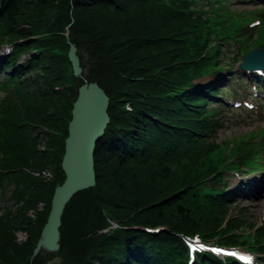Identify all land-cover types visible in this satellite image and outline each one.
<instances>
[{
    "label": "trees",
    "instance_id": "trees-1",
    "mask_svg": "<svg viewBox=\"0 0 264 264\" xmlns=\"http://www.w3.org/2000/svg\"><path fill=\"white\" fill-rule=\"evenodd\" d=\"M0 1V43L15 47L1 66L14 67L7 78L14 95L0 99L3 196L7 184L13 186L11 205L0 208V264H45L51 257L30 259L54 188L64 180L60 164L72 104L78 88L90 82L109 98V122L93 151L94 187L76 193L61 216L56 255L62 262L186 264L175 233L239 245L241 236L230 230L252 223L241 212L230 216L233 197L213 199L214 190L206 185L219 148L209 137L216 111L208 97L217 96L216 89H183L222 60L206 24L234 14L215 2L206 10L197 0ZM193 4H199L197 11H191ZM244 13L236 16L243 19ZM66 29L82 69L78 77L68 59L54 52L68 51L60 35ZM43 34L48 37L28 40ZM31 49L40 52L32 55ZM23 53L27 59L20 64ZM30 73L29 81L23 79ZM233 152L247 156L249 147L235 145ZM107 218L122 229L105 231ZM136 226H164L167 232L147 235L133 230ZM256 235L244 243L264 262V228Z\"/></svg>",
    "mask_w": 264,
    "mask_h": 264
},
{
    "label": "water",
    "instance_id": "water-1",
    "mask_svg": "<svg viewBox=\"0 0 264 264\" xmlns=\"http://www.w3.org/2000/svg\"><path fill=\"white\" fill-rule=\"evenodd\" d=\"M75 76L81 68L76 48L71 45L68 53ZM109 98L96 82L84 83L78 88V95L71 110L67 127L61 170L64 180L54 189L50 210L31 259L37 254L50 255L46 264H64L61 256H54L59 250L61 216L70 199L78 192L94 187L93 151L109 122L107 114Z\"/></svg>",
    "mask_w": 264,
    "mask_h": 264
},
{
    "label": "rangeland",
    "instance_id": "rangeland-1",
    "mask_svg": "<svg viewBox=\"0 0 264 264\" xmlns=\"http://www.w3.org/2000/svg\"><path fill=\"white\" fill-rule=\"evenodd\" d=\"M230 9L236 12H245V11H256L257 9H264V6L258 0H231ZM255 36H256V32L254 31L251 38H255ZM232 45L234 46V43H232ZM227 52L228 53L227 55H224V58L227 63H230L231 59H235L234 54L229 53V51ZM19 59L20 60L26 59V54L21 56ZM235 62L236 60L233 61V64H235ZM226 65L227 64L225 63L223 66V71H222V73H224L223 76L222 73L217 77L209 75L207 77H204V79L202 80L203 84L216 85V87L220 91L219 97H221V99L211 100V105L214 106L217 109V111H219L217 117L220 118L222 115L225 114L223 116L225 127L222 130H219L216 134V137L218 138L219 141L229 140L230 138L233 137L243 136L251 131L264 127V118H260L259 115H257V117L255 116L251 117L250 115L242 114L240 111H236V113H233L232 111L231 113L224 112V104L227 106L226 103L232 100L230 94L225 96L226 94L225 92L231 89H237V91L240 92V90L244 86H246V81L240 80V77L238 75H235L236 71L234 69L236 68V64L231 68L232 71L227 70ZM13 69L14 67L12 68L8 67L5 71L3 72L0 71V85L1 83L4 82V79L7 78V75ZM232 75H234L237 79L236 78L230 79ZM32 77H33V73H30L26 76L24 75L23 79L29 81V79H31ZM220 78H222V81H220ZM4 96H5L4 91L0 89V99L3 98ZM222 98L224 99L222 100ZM220 110H222L223 113H220ZM32 132L37 136L39 140L40 136L38 135L39 134L38 129L33 128ZM259 175L260 174H257L255 176H259ZM44 177L49 178L50 176L49 174H45ZM229 178L230 177H227L226 179L230 182ZM11 188H13V186L7 184V190H6L7 194L5 196H3V193H1L0 191V208H4V206L6 205H11V203H9L7 199V197L11 194ZM41 207H43V205H40V208ZM238 212L243 213L245 218L248 220V222L256 224L257 226H264V222L261 220V217H264V187L254 194L253 200L247 197H242V198L239 197L237 200L233 201L228 211V214L230 216L235 217L239 215ZM18 236L22 240L25 238V236L21 234H19ZM54 256H59V255L54 254Z\"/></svg>",
    "mask_w": 264,
    "mask_h": 264
},
{
    "label": "bare ground",
    "instance_id": "bare-ground-1",
    "mask_svg": "<svg viewBox=\"0 0 264 264\" xmlns=\"http://www.w3.org/2000/svg\"><path fill=\"white\" fill-rule=\"evenodd\" d=\"M242 184H246V185H250L251 187L248 188V189H244L242 190V195L247 197V198H253L254 197V194L264 185V176L263 177H259V178H256V179H250V180H247V181H243V182H238V188H236V190L238 191H241V188L240 186ZM238 195L236 194V197ZM42 208V207H41ZM40 206H39V209H41ZM30 216H31V213H30ZM21 234L20 232L17 233V238L19 240H22L18 235ZM21 235H24V234H21ZM25 236V235H24ZM26 237V236H25ZM25 239V238H24ZM23 239V240H24Z\"/></svg>",
    "mask_w": 264,
    "mask_h": 264
}]
</instances>
